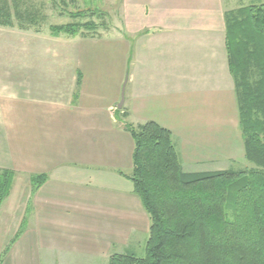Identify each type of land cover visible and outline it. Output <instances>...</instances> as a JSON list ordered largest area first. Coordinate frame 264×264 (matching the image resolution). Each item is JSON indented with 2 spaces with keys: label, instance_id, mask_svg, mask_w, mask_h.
<instances>
[{
  "label": "crops",
  "instance_id": "obj_1",
  "mask_svg": "<svg viewBox=\"0 0 264 264\" xmlns=\"http://www.w3.org/2000/svg\"><path fill=\"white\" fill-rule=\"evenodd\" d=\"M262 3L123 0L126 31L136 36L131 66L122 37L80 41L89 54L82 66L79 60H63L56 49L60 36H44L30 27H0V169L14 172L12 184L18 173L30 183L21 190L22 205H14V213L9 215L1 204L0 221L16 214L25 219L30 202L46 207L96 205L75 202L65 179L95 178L105 188H126L130 179L124 171L132 169L134 143L124 130V110L128 118L141 108L156 111L152 121L169 129L173 140H187L185 161L202 160L220 148L223 126L232 139L239 122L225 14ZM29 39L39 44L31 49ZM127 65L134 89L123 110L117 104ZM117 110L122 125H117ZM186 134L187 139L181 137ZM177 152L184 171H210L187 170ZM41 174L45 179L35 185L33 176ZM114 205L125 204L117 200ZM88 255L85 264H104L92 261L98 257L92 251Z\"/></svg>",
  "mask_w": 264,
  "mask_h": 264
},
{
  "label": "trees",
  "instance_id": "obj_2",
  "mask_svg": "<svg viewBox=\"0 0 264 264\" xmlns=\"http://www.w3.org/2000/svg\"><path fill=\"white\" fill-rule=\"evenodd\" d=\"M27 2L0 0V25L10 26L14 17L19 27H29L22 18L34 19L38 10ZM225 26L244 158L250 166L184 171L169 129L152 120L125 122L134 143L127 178L151 225L143 257L114 253L107 264H264V3L227 12ZM82 27L95 24L50 30L54 36L63 31L73 35ZM13 176L12 170L0 169V206ZM44 179V174L35 175L32 182ZM228 205L240 218L226 217Z\"/></svg>",
  "mask_w": 264,
  "mask_h": 264
},
{
  "label": "rangeland",
  "instance_id": "obj_3",
  "mask_svg": "<svg viewBox=\"0 0 264 264\" xmlns=\"http://www.w3.org/2000/svg\"><path fill=\"white\" fill-rule=\"evenodd\" d=\"M24 1L25 5H28L27 1H29L38 12L34 19L24 17L22 21L26 22L31 31H36L44 36L53 35L50 26L89 22L95 24L94 28H80L77 34L69 35L64 31L59 33L58 36L61 40L56 44V49L60 52L63 60H68L67 64L70 60L72 63L79 60L82 66L87 62L89 54L85 51L86 44H82L80 41L104 38L113 42L122 37L123 39L120 40L124 41L128 49L126 62L130 66L132 65L136 36L126 31L123 0ZM12 22L10 26L0 25V27H19V21L14 17ZM22 42L19 41V43ZM28 42L31 44V49L39 44L31 39ZM109 57H112V53ZM129 65H127L122 83V86L125 83L124 100L126 105H128L130 92L134 89L133 79L130 78V72H128ZM120 110L115 113L117 125H122L123 122L121 118L119 119L121 117ZM158 114L162 115L163 120L169 121L166 114H161L160 111ZM155 115L157 114L153 109L146 111L145 108H141L133 117H127L126 120L134 124L144 123L153 119ZM140 117L146 119L141 120ZM222 128L223 138L220 148L217 147L216 151L207 154L202 160L193 159L194 161H192L187 157L185 161L183 152L186 153L184 143L187 140H184L183 143L181 138L180 140L174 138L173 143L176 146V151L181 154L180 158L183 160L184 168L187 170H222L229 167L246 169L250 166L244 158L239 126L236 131L232 129V139L229 140L227 139V129H224V126ZM181 137L187 139V134ZM200 147H198L199 150L203 148ZM131 170L124 172L130 175ZM86 179L82 180L83 182L77 181L78 183L65 179L63 185L72 189L75 202L79 199L82 203L85 201L96 205H75V203L69 202L71 205L56 207L48 205L46 207L30 202L26 206L25 219L19 218V214L18 216L17 214L12 217L8 216L9 218L3 217L0 221V264H85L90 260L89 255L85 256L90 251L98 255L92 261L104 262V264L114 253L129 252L137 257H143L149 238L151 220L133 189L132 181H126V188L120 186H106L105 188L100 183H96L95 178L88 179V181ZM28 184H30L29 180L23 173H18L14 178L12 190L2 202L3 208L8 211L9 215L14 213L12 211L14 205H22L21 190ZM117 200L120 203L124 202L125 205H114ZM228 206L226 217L229 219L240 218L239 211L236 214L235 208L232 205ZM246 214L247 218L248 212ZM104 222L107 224V228ZM54 223L58 224L54 225ZM88 264L90 263L88 262Z\"/></svg>",
  "mask_w": 264,
  "mask_h": 264
},
{
  "label": "water",
  "instance_id": "obj_4",
  "mask_svg": "<svg viewBox=\"0 0 264 264\" xmlns=\"http://www.w3.org/2000/svg\"><path fill=\"white\" fill-rule=\"evenodd\" d=\"M124 91H125V83L122 86L121 95H120V102L117 104V108H121L124 103Z\"/></svg>",
  "mask_w": 264,
  "mask_h": 264
}]
</instances>
